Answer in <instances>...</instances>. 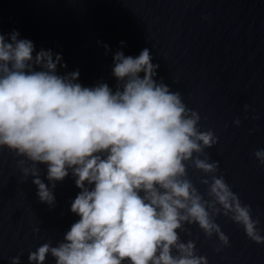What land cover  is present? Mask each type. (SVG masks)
Masks as SVG:
<instances>
[{
    "label": "clouds",
    "instance_id": "9594fccd",
    "mask_svg": "<svg viewBox=\"0 0 264 264\" xmlns=\"http://www.w3.org/2000/svg\"><path fill=\"white\" fill-rule=\"evenodd\" d=\"M19 36L14 29L6 42L0 31V148L33 162L17 166L34 177L41 203L55 204V182L70 172L79 189L70 204L79 219L57 246L44 242L31 251L29 264H44L49 254L55 264H208L195 241L180 234L191 236L186 225H198L207 238L218 237L221 251L229 246L216 222L221 214L264 243L251 205L217 175L219 163L205 151L218 136L201 130L199 112L179 91L157 83L159 64L149 48L136 57L115 52L113 91L106 82L84 86L78 69L57 74L58 64L67 68L62 54L41 49L34 57L33 41ZM254 157L264 165V149ZM38 163L47 166L51 187ZM189 166L204 174L199 182L206 193L189 177ZM11 261L20 264V257Z\"/></svg>",
    "mask_w": 264,
    "mask_h": 264
},
{
    "label": "water",
    "instance_id": "95a60500",
    "mask_svg": "<svg viewBox=\"0 0 264 264\" xmlns=\"http://www.w3.org/2000/svg\"><path fill=\"white\" fill-rule=\"evenodd\" d=\"M14 29L18 39L33 41L34 57L41 49L62 54L67 68L58 64L57 74L78 69L84 86L106 82L113 91L115 52L136 57L149 48L159 64L157 83L179 91L199 112L201 130L218 136L205 151L219 163L217 175L223 174L240 200L251 205L264 235V165L254 157L256 149H264V0H0L6 42ZM20 160L25 161L21 167L33 163L0 148V264H12L16 256L20 264H29L31 251L44 242L57 246L79 219L70 211L79 191L71 172L55 182L56 200L49 206L39 201L34 177L23 176ZM36 167L51 187L47 166ZM188 173L206 193L199 182L204 174L192 166ZM216 222L229 237L221 251H216L218 237L207 238L195 224L186 225L192 235L181 232V238L193 239L208 264H264V243L249 239L229 217L221 214ZM44 264H55V258L49 254Z\"/></svg>",
    "mask_w": 264,
    "mask_h": 264
}]
</instances>
